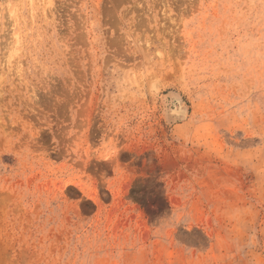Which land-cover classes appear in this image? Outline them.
Segmentation results:
<instances>
[{
  "label": "rangeland",
  "instance_id": "rangeland-1",
  "mask_svg": "<svg viewBox=\"0 0 264 264\" xmlns=\"http://www.w3.org/2000/svg\"><path fill=\"white\" fill-rule=\"evenodd\" d=\"M0 264H264V0H0Z\"/></svg>",
  "mask_w": 264,
  "mask_h": 264
}]
</instances>
